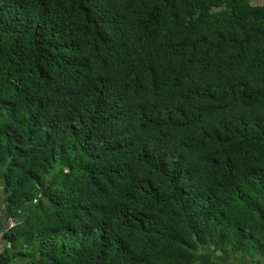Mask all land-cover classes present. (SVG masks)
Masks as SVG:
<instances>
[{
	"label": "trees",
	"instance_id": "16d2710c",
	"mask_svg": "<svg viewBox=\"0 0 264 264\" xmlns=\"http://www.w3.org/2000/svg\"><path fill=\"white\" fill-rule=\"evenodd\" d=\"M0 193V264H264V1L0 0Z\"/></svg>",
	"mask_w": 264,
	"mask_h": 264
},
{
	"label": "built area",
	"instance_id": "2783aa9c",
	"mask_svg": "<svg viewBox=\"0 0 264 264\" xmlns=\"http://www.w3.org/2000/svg\"><path fill=\"white\" fill-rule=\"evenodd\" d=\"M15 224V219L12 216H8L5 220V229L11 228ZM4 230V229H3ZM2 230V231H3ZM0 232V255L3 253L4 250V240H3V232Z\"/></svg>",
	"mask_w": 264,
	"mask_h": 264
},
{
	"label": "rangeland",
	"instance_id": "374dc122",
	"mask_svg": "<svg viewBox=\"0 0 264 264\" xmlns=\"http://www.w3.org/2000/svg\"><path fill=\"white\" fill-rule=\"evenodd\" d=\"M264 0H252L253 3H262ZM230 262L228 264H256V262H250V259H242V260H234L237 261L235 263H233L234 261L229 260Z\"/></svg>",
	"mask_w": 264,
	"mask_h": 264
},
{
	"label": "crops",
	"instance_id": "0c3cea01",
	"mask_svg": "<svg viewBox=\"0 0 264 264\" xmlns=\"http://www.w3.org/2000/svg\"><path fill=\"white\" fill-rule=\"evenodd\" d=\"M0 207H3V195L0 193ZM2 219H4V223H5V216L2 214L0 216Z\"/></svg>",
	"mask_w": 264,
	"mask_h": 264
}]
</instances>
